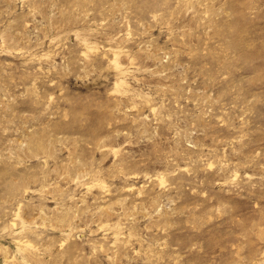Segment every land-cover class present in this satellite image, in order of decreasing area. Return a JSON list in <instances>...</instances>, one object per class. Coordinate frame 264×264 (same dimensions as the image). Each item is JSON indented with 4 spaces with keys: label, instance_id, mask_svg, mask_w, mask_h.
<instances>
[{
    "label": "rangeland",
    "instance_id": "374dc122",
    "mask_svg": "<svg viewBox=\"0 0 264 264\" xmlns=\"http://www.w3.org/2000/svg\"><path fill=\"white\" fill-rule=\"evenodd\" d=\"M0 264H264V0H0Z\"/></svg>",
    "mask_w": 264,
    "mask_h": 264
}]
</instances>
